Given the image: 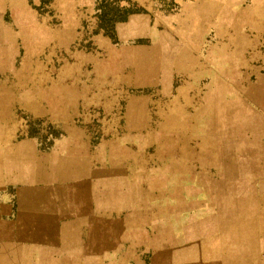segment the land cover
<instances>
[{
	"label": "crops",
	"instance_id": "crops-1",
	"mask_svg": "<svg viewBox=\"0 0 264 264\" xmlns=\"http://www.w3.org/2000/svg\"><path fill=\"white\" fill-rule=\"evenodd\" d=\"M149 1L125 0L127 17L111 19L108 33L99 25L104 35L90 39L78 16L90 0H0V190L9 195L13 187L19 227L77 234L80 240L85 226L100 224L92 202L121 198V154L130 143L94 146L92 139L136 142L154 130L149 98L128 96L130 90L159 89L174 123L164 131L183 137L170 168L185 169L188 137V161L200 167L211 168L215 160L211 169H264V158L256 164L251 155L264 149L225 147L218 158L214 147L219 121L242 120L243 136L262 129L264 0H172L177 12L162 14ZM236 6L245 17H234ZM142 37L149 44L144 83L137 75L110 73L95 57L111 39ZM107 98L124 101V113L110 111ZM240 104L242 110L230 107ZM223 107L224 117L218 112ZM26 201L32 203L23 209ZM260 248L264 263V243Z\"/></svg>",
	"mask_w": 264,
	"mask_h": 264
},
{
	"label": "rangeland",
	"instance_id": "rangeland-1",
	"mask_svg": "<svg viewBox=\"0 0 264 264\" xmlns=\"http://www.w3.org/2000/svg\"><path fill=\"white\" fill-rule=\"evenodd\" d=\"M149 2L155 4L157 14L177 12L172 0ZM97 3L101 9L99 19ZM97 3L90 0V7L78 15L79 27L90 39L104 35L98 31L99 25L108 33L111 19H124L131 11L125 8V0ZM139 10L140 14H146L144 8ZM233 13L238 19L245 17L239 6L234 7ZM111 41L108 50L99 52L96 59L110 73L126 79L137 75L144 83L147 78L145 49L149 47L145 37ZM203 43L211 46L209 39ZM156 75L154 82H159L161 73ZM127 95L149 98L153 132L137 137L136 142L129 137L92 139L94 146L110 141L130 143L127 146L130 151L123 152V149L121 154L124 158L123 183L118 190L121 198L92 202L97 204L100 224L85 226V234L79 240L77 234L34 233L30 224L19 227V202L13 199L16 196L13 187L9 188V195L0 190V264H264L259 261L263 252L260 244L264 243V169L237 170L224 165L211 169L215 160L209 161L211 168L200 167L188 161V147L192 146L188 137L185 169L170 168L183 137L164 131L172 129L174 123L171 126L166 117L159 89L130 90ZM112 101L107 98L106 107L122 115L124 101L122 105ZM230 107L242 110L241 104ZM218 112H223L224 117L226 111L223 107ZM101 114L106 115L103 110ZM243 123L242 120L218 122L215 156L219 158L225 147L264 149V121L260 122L262 129H251L244 136ZM251 155L256 164L264 158V152ZM89 191L85 186V192ZM30 203L23 202V209H28ZM167 219L169 224L165 225Z\"/></svg>",
	"mask_w": 264,
	"mask_h": 264
}]
</instances>
